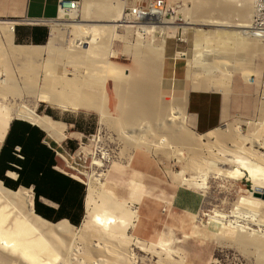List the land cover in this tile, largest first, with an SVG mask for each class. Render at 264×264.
<instances>
[{
	"label": "bare ground",
	"instance_id": "1",
	"mask_svg": "<svg viewBox=\"0 0 264 264\" xmlns=\"http://www.w3.org/2000/svg\"><path fill=\"white\" fill-rule=\"evenodd\" d=\"M220 1L221 5H223L222 1L224 0ZM220 1H205L208 7H212L211 10L206 8L208 12L205 9L206 15L201 19L188 17L189 19L185 23L186 26H182L183 30L191 29V26L215 27L212 32L205 30L206 28L192 27L196 32L204 33L202 34L204 38L203 36L202 38L204 43H206V47L220 39L218 34H223L221 39L232 41L233 44H238L244 48H249V46L252 48L258 47L262 40L254 37L248 30L252 20V13H250L246 5L248 6L249 4V8H251V2L254 1L242 0L241 4L242 6L245 5L246 9L241 8L236 19L230 16L234 12L232 7H230L233 10L231 12L226 9H218ZM227 1L225 0V2ZM127 6V0H86V7L83 8L84 19L77 21L75 20L76 14H71V20H65V15L61 12L57 20L48 24L51 26V34L44 45L15 44L13 41L14 25L0 22V65H5L3 62L8 63L11 59H15L17 65L19 62H25L26 65L33 63L30 67L24 65L25 67L20 68L19 72L26 77L23 81L24 86L21 88L16 77L12 76L10 79L7 77L8 73L6 74L0 70V110L5 113L0 121V139L2 140L8 133L14 120L27 122L41 129L57 143H61L66 139V124L57 121L48 114H40L38 112L40 103L59 107L65 111L69 108L94 111L99 114L103 122L109 121L118 124L120 128L118 129L119 131L121 130L120 133L122 135L131 131L133 134L129 136L128 141L134 148L152 149L153 144L151 142L146 143L148 141V134L146 135V133L150 132L151 121H154L158 127H167L172 134L174 133V140L180 142V144L181 142L186 143L188 147L192 148L194 152L190 154L187 167L189 171L193 172V175L195 173L200 175L201 178H205L210 168H212V171L218 168H215L217 163L226 164L236 160L230 159L231 157L228 159L227 155L225 156L227 153H231L232 158H237V160L241 156V159H239L241 160V168L237 167L227 170L218 168L217 172L235 179L246 178L247 181L252 182L253 188L251 192L249 191V196L239 199L236 205H244L257 216L258 212L264 211V159H259L261 161L258 164L254 163V160L251 164L244 162V160L248 159L250 151L249 148H245V145H242L246 144V141H243L244 137L241 136V138L235 134L234 129L232 130L233 127H223L213 132L216 137L215 140H218V144H220L219 146L217 145L218 154L222 152L220 156L214 153L213 149H209L208 146L206 151L209 153L207 156L200 153L201 150H204L202 149L204 148L202 141L192 136L184 127L187 94L177 97V99L174 98L176 99V104L173 107L169 104L171 101L167 103L160 96V86L163 83H160V78L157 80L156 76L163 73L161 70L164 61L166 62L169 55L168 42L163 40L158 45L146 44V46L138 48V56L140 58L145 56L148 62L143 58L140 60L141 64H145L141 65L144 68L143 73L138 75L137 79L135 78L129 82L124 83V76L122 77L123 67L112 59L106 61L108 57L116 58L118 55L117 51L113 49L112 43L116 40L123 41V38H125L117 33L120 28L131 29L136 27L132 24L138 25V31H135V35L139 38H142L143 32L148 35H154L156 32L164 33L169 31V35L173 36L174 32L180 28V25L176 24L175 21L164 20L165 17L151 18L153 17L151 13L148 15L147 21L138 20V23H135L125 16V8ZM212 13H216L217 16H213ZM62 27L70 35V42L65 47L57 46L63 34L61 32ZM197 36L201 37V35ZM194 41L196 45L193 48V52H196H194V58L189 59L187 62L190 65L192 64L193 69L194 65L197 68L201 65L204 68V72L207 73L203 72L205 74L204 77L207 79L198 82V85H195L193 89L229 88L233 72L228 69L227 71L224 70L225 67L223 69V66H219L216 61L202 62L201 58H204L203 55L208 50L207 48H199L203 40L200 41L196 38ZM256 41L259 43H256ZM262 43L264 44V42ZM254 44L257 45L254 46ZM259 50L257 51L260 52ZM41 60L44 62L43 69L40 67L43 64H40ZM35 61H39V67L38 63L34 64ZM83 68L85 70H82ZM18 69L17 67L15 71H18ZM11 70L13 69L11 68ZM201 71L200 73H202ZM33 73L34 75L36 74V78H34L36 81L33 80ZM200 73L196 74L194 72L193 76L196 80L197 76L199 78ZM217 73H219L218 77L216 76ZM39 75L41 79H38ZM3 76L7 77L6 80L1 79ZM156 80L157 82H155ZM208 80L211 83L208 84ZM110 83L113 84L111 90L113 95L119 100V109H122L123 117L114 118L111 113V97L108 87ZM5 89H8L6 91L12 96L10 97L12 101H9V94ZM21 89L29 97H33V106L24 102ZM19 100H21L20 103ZM145 121H150V124L149 122L148 125L146 124V133L144 136L137 137L143 132L142 126H145ZM163 129L158 131L160 132L161 130L163 133L165 131ZM239 139H243L242 141L240 140L242 144H239ZM256 141L259 142V140ZM161 142L165 145L168 144H166L167 138ZM177 142L175 144H178ZM256 143L253 142V144ZM211 147H213L212 144ZM251 148V153L252 150L256 153L257 150ZM187 150L189 151V149ZM247 151L249 152L247 153ZM234 152H245V155H238L237 153L236 155ZM244 156L245 159L243 158ZM254 156L252 155L256 160L257 155ZM95 165L99 168L104 167V163L101 160L95 161ZM102 176V172L91 176L85 196L86 216L80 228L74 226L68 219H62L55 223L45 219L35 211L33 201L28 202V195L32 193V188L20 186L17 190H12L0 179V264H137L132 247H145V245L129 233L133 226L132 223L136 220L135 211L129 205L127 199L118 193L120 191L119 186L111 184L113 187L108 189L106 181L102 180ZM11 177L16 178L17 175L14 173L11 174ZM215 212L216 215L212 217L214 220H217V217L228 219L235 215L234 210L232 211L233 216ZM249 223L260 226L261 223H264V214L259 215L258 219H249ZM228 224L229 227L237 232L235 240L237 243L242 245V247L254 245L261 253L262 257L260 258H264V239H260L258 236L255 237L256 230L254 231L252 228L250 230L242 225L232 226L233 222L231 220H228ZM175 254L167 250L165 260H180ZM159 256L160 259L158 260L161 263L163 260L161 259V252Z\"/></svg>",
	"mask_w": 264,
	"mask_h": 264
},
{
	"label": "rangeland",
	"instance_id": "2",
	"mask_svg": "<svg viewBox=\"0 0 264 264\" xmlns=\"http://www.w3.org/2000/svg\"><path fill=\"white\" fill-rule=\"evenodd\" d=\"M153 1L154 0H129L128 6L140 5L143 7H149ZM203 1L204 0H165L169 10L173 12L165 17L164 20H173L176 24L180 25V28L174 32L175 36L169 35V31H165L164 33L156 32L154 35H148L143 32L142 38H139L135 35V31H138V25L135 24L132 25L136 27L131 29H127L125 27L118 29L117 33L125 38H123V41H113L112 47L117 51L118 55L116 58L108 57L109 59L107 58L106 61L112 59L118 65L123 67L122 77L124 76V83L132 81L135 78L137 79L138 75L142 74L144 70L143 66H141L144 63L141 64L142 62L140 61L143 57L140 58L138 56V48L146 46V44H152V46L158 45L163 40H166L168 42L169 56L172 52L174 54V56L170 58H178L181 60V64H183L185 81L182 85L186 86L187 92L181 94L175 93L174 91H168V88L165 87L164 77L166 74L164 75L163 65V68L161 67V71L163 73L156 76L157 80L160 78L159 82L163 83L160 86V96L162 99L166 100L167 103L171 101L169 104L173 107L176 104L177 97L187 94L185 104L186 119L184 127L186 131L192 134V136L202 141L204 145V148L202 149L204 150H201L200 153L207 156L209 153L206 151L208 146L209 149H213L212 151L218 154L219 149L217 148V145L219 146L220 144H218V140H215L216 137L213 132L223 127H233L232 130L234 129L233 131L235 134L239 137H244V140L239 139V144L241 143L240 140H243L246 141V144H241L245 145V148H249L250 153L251 147L257 150L256 153L252 150L251 154L253 156L257 155L256 157L258 161L257 159H254L255 156L252 157V155L248 153L249 151H247L249 157L246 153L248 159L244 160V156V159L242 158V160H244V162H248V164L253 163L254 160V163L258 164V162L261 161L259 159H264V147H262L264 145V88L262 86L264 80V44L260 42L262 45L258 44V47L256 46L257 44H254L257 48H252L251 46H249V48H244L238 44H233V42L228 39L227 40L229 42L221 39L223 34H218L220 39L216 40L214 43L210 42L212 44L207 45L208 47H206V43H204L203 39L204 35H202L204 33L196 32L194 28H206L205 30L212 32L215 27L191 26V29L187 30H183L182 27L186 26L185 23L190 17L201 19L206 15V8L211 10L212 7H208L206 5L207 0H205L206 2ZM251 1L255 2V0ZM254 2H251L253 5L250 3L251 8H249V4L248 6L246 5L247 9H249L250 13H252V16L254 13V10L252 11V9H254ZM219 3L221 5V1ZM241 3L242 0H229L227 2L224 0L222 1L223 5H218V9H226L231 12L232 9L230 7H232L234 12L236 11L237 13L232 12L233 14L231 13L230 16L236 19L238 11L241 8L246 9L245 5L242 6ZM81 4V11L75 15V20L77 21L84 19L85 16V13L83 14V8L86 7V0H81ZM206 11L208 12L207 9ZM212 15L217 16L216 13H212ZM64 19L71 20V16H65ZM47 29L48 35L45 42L34 45L46 44L51 34V26L48 25ZM61 32L63 34L61 36L60 43L57 46L65 47L70 42V35H68L65 28L61 29ZM197 35H201V37ZM196 38L200 41L203 40L201 42L202 44L200 43L201 47L199 48H207L208 50L205 55H203L204 58H201L202 62L206 63L216 61L219 66H223V69L225 67L224 70L227 71L228 69L233 72L231 88L227 94L221 90H218L217 92H212L214 90H205L202 92L203 94L216 95L217 98L219 97V99H222L223 113L226 115L220 125L205 135H200L201 133L192 128L189 112V97L191 96L190 90H192L195 85L197 86L198 82H201L203 79H207L204 77V73L206 72H204V68L201 67V65L199 68L194 65L193 69L192 64L190 65V63L187 62L189 59L194 58L193 55H195L194 52L196 51L193 52V48L196 45V42L194 41ZM257 42L258 41H256V43ZM175 48L177 53H175ZM145 58L146 57L144 56L143 59ZM145 60L147 61V59ZM13 61H15V59H11V61L9 60L8 63L3 62L5 65L1 64L0 70L6 74L8 73L7 77L9 78L12 76L14 78L16 77L19 82V87L21 88L24 86L23 81L26 77L22 76L19 71L20 68L25 67L24 65H26V63L18 61L19 63L17 65V62ZM59 62L58 64L61 66ZM36 63L39 64V61H35L34 64ZM29 64L26 66L30 67L33 63ZM40 64L42 65L40 66ZM40 64L38 67L40 66L42 67L41 69H43L44 62L42 61ZM59 65L58 67H60ZM7 66L10 68L9 70ZM17 67L19 68L18 71H15L17 70ZM11 68L13 70H11ZM82 70L85 69L83 68ZM200 71L202 73H200ZM108 72H110V70H108ZM194 72H196V74L200 73V76H202H199V78L197 76L196 80L193 76ZM9 74L11 75L9 76ZM216 76L218 77L219 73H217ZM7 77L3 76L1 79L6 80ZM32 77L34 80V78H36V74L34 75L33 73ZM39 77L38 79H41L40 75ZM157 80L155 82H157ZM203 82L205 83V81ZM207 83L209 84L211 82L208 80ZM112 86V83L108 86L111 97V113L114 118L123 117V113H121L122 109H119V100L112 93ZM6 90L8 91V89H5V91ZM21 91L23 92L24 102L33 106V97H29L23 89H21ZM7 93L9 94V92ZM10 97L12 96L9 94L8 99L9 101H12ZM20 102L21 100H19V103ZM224 106H226V109ZM38 112L40 114H48L57 121H61L66 124L65 134L67 137L61 143L55 142L47 135V140L48 142L50 141L51 146L55 149V151L63 155L64 151H67L71 155L65 159L55 152L59 170L71 178L74 177V180L81 182L86 188V194L91 176L101 172L103 174L102 180L104 182L106 181L105 183L107 184L106 187L108 189L112 188V185L119 186L120 191L118 193L122 194L127 199L129 205L132 206L135 211L136 220L132 223L133 226L131 227L129 233L138 241L144 243L146 247H132L137 264H264V258H260L262 257L261 253L254 245L243 246L245 248L247 247L245 249L242 245L235 241L237 232L229 227L228 224V220H231L233 222L232 226L242 225L250 230L254 229V231L256 230L255 237L258 236L260 239H264V223H261L262 226H259L258 224L251 225L249 223V219H258V216L264 214V211L261 210L257 213V216H255L253 211L244 205H236L239 199L249 196V191L251 192L253 188L252 182L247 181L246 178L235 179L217 172L218 168L227 170L240 167L241 160L239 159H241V156L238 158L239 162L237 158H232L231 153H229V155L228 153L225 154V152H223L225 156L227 155L226 157L228 159L231 157L230 159H236L237 161L234 160L226 164H221V162L220 164L217 163L215 168H218L214 169L213 167L214 172L212 171V168H210L211 170L209 169L207 176L205 178H201L200 175H196L195 173L193 175V172L189 171L187 167L190 154L191 152H194L192 148H190V146L188 147L186 143L181 142L180 144V142L174 140V133L172 134L167 127H162L164 128L163 130H165L163 133L161 130L159 132L158 130L162 128L158 127L154 121H151L152 124H150V121H145V126H142L143 132L140 135H137V137L145 135V130L147 129L146 124L148 125L149 122L151 130L146 133V135L148 134V141L146 143L151 142L153 146L151 150H147L145 148L141 149L132 147L128 141L129 136L133 134L131 131H126L128 133L122 135L120 133L121 130L119 131L120 128L118 127V124L109 121L103 122L100 119L99 114L94 111L74 110L72 108L65 111L59 107L40 103ZM4 114L5 113L0 110V121L2 120ZM166 138V144L168 143L167 145L161 142ZM256 140H259L260 143ZM176 142L178 144H175ZM249 142H252V144ZM253 142H257L258 144H253ZM211 144L213 147H211ZM137 149L138 152L144 151L147 154H153L156 163L152 173L148 175H137L135 173H131L130 169H128V166L134 157V152H136ZM245 152L236 153L238 155H245ZM220 154L218 155L220 156ZM97 160H101L104 163V167L99 168L96 166L95 161ZM139 187H141V190L139 191L140 194H138ZM178 190L180 193L176 205H174L172 203V197ZM31 194L32 196H30ZM31 194L28 195V202L33 201L35 208L34 190H32ZM136 195H138V202L131 203L135 199ZM214 210L226 216H233L232 211L234 210L235 215L234 217H230L228 219H221V217H217V220H214L212 219V217L216 215ZM85 216L86 210L84 211L82 222L79 225L72 224L77 228H80ZM51 222L55 223L58 221ZM164 249L166 252L167 250H170L176 253V257H179L178 259L180 260H165L166 252ZM160 252L162 255L161 259H163L161 263L158 260L160 259ZM182 259L184 260L183 262Z\"/></svg>",
	"mask_w": 264,
	"mask_h": 264
},
{
	"label": "crops",
	"instance_id": "3",
	"mask_svg": "<svg viewBox=\"0 0 264 264\" xmlns=\"http://www.w3.org/2000/svg\"><path fill=\"white\" fill-rule=\"evenodd\" d=\"M127 3H129V0H127ZM58 16L59 0H0V22L11 23L14 25L13 41L15 44L44 43L48 35V25L43 22L56 20ZM175 53H177L176 48ZM172 56H174L173 52L170 53V56L168 55V58L164 64V75L166 74V76L164 77L165 87L168 88V91H174L175 93L183 94L187 92L186 86L182 85V83L185 81L183 64H181V60L178 58H170ZM231 84L227 89L222 87L218 89L201 88L190 90L191 96L189 97V112L192 123L191 125L192 128L196 129L199 133H201V135H205L215 129L223 122L224 117L226 116L223 113L222 99H219V97L217 98L216 95L214 96L203 94L202 92H204L205 90H214L212 92L221 90L225 94H227L230 91ZM224 107L226 109V106ZM14 121L24 122L21 120ZM13 122L5 137L2 140L0 139V178L5 179L13 187H17L19 185L18 179L20 176V172L25 175H27V173L38 175L34 181H40L41 170L35 169L34 172H32L31 170L33 159L36 156H32L29 154V161L26 163L24 162L27 155L23 152L21 144L18 142L20 133H22L24 129H22V127H20L21 125H19L13 129V132L11 134ZM43 133L45 134V136L42 140V144L46 145L54 153L55 164L54 166H52V169L59 173H63L58 168L59 165L57 158L55 157V149L51 146L50 141L48 142L47 134L45 132ZM23 136L25 139V137L27 138L29 134L23 133ZM38 151L39 148H36V152ZM133 156L134 157L130 162V165L128 166V169H130L131 173H135L137 175H148L152 173L156 163L152 153L147 154L144 151L138 152L137 150L136 152H134ZM39 164H41V162ZM42 166L46 167L47 165L42 164ZM14 173L17 175L16 178L11 177V174ZM25 175H23L21 183L23 185H30L27 188H32L34 190L35 186L33 184V180H27ZM140 190L141 187L138 188V194H140ZM179 193L180 191L178 190L172 197V203L174 205H176ZM40 202L45 206L43 212L52 219L48 220L59 221L62 219H68L69 221H71L68 217H66V215L65 217H60L61 213L58 212L60 209L59 203L44 196L40 197ZM135 202H138V195H136L135 199L131 203ZM65 211L63 208V213H65ZM84 211L85 205H83V209L81 210L79 209L78 205H75L74 210H70L69 213L74 219H76V221L81 223L84 217Z\"/></svg>",
	"mask_w": 264,
	"mask_h": 264
},
{
	"label": "trees",
	"instance_id": "4",
	"mask_svg": "<svg viewBox=\"0 0 264 264\" xmlns=\"http://www.w3.org/2000/svg\"><path fill=\"white\" fill-rule=\"evenodd\" d=\"M19 125H21L20 127L24 129L23 132L20 133L18 140V142L21 144L23 152L27 155L24 162L26 163L29 161L30 155L36 156L33 159L31 170L32 172H34L35 169L41 170L40 181H34L38 175L30 173L25 175L21 172L18 179L19 185L17 187H13L3 178L0 179L7 187L16 190L20 185H23L21 180L23 175H25L27 180H33V184L35 186V211L39 215L45 217L46 219L52 220L43 212L45 206L40 202V197L44 196L60 204V209L58 211L61 213L60 217H65L66 215V217H68L73 224L79 225L80 222L76 221V219L71 216L69 211H73L75 205H78L80 210L83 209L84 198L86 195L85 186L81 182L74 180L68 175L59 173L52 169V166L55 164L54 153L46 145L42 144L45 134L39 128L34 127L27 122L14 121L11 134L13 129ZM23 133H27L29 136L27 138L25 137L24 139ZM36 148H39L38 152H36ZM40 162L41 164H39ZM42 164L47 166L44 167ZM23 186L29 187L30 185L24 184ZM63 208L64 211L66 209L65 213H63Z\"/></svg>",
	"mask_w": 264,
	"mask_h": 264
},
{
	"label": "built area",
	"instance_id": "5",
	"mask_svg": "<svg viewBox=\"0 0 264 264\" xmlns=\"http://www.w3.org/2000/svg\"><path fill=\"white\" fill-rule=\"evenodd\" d=\"M82 4L81 1H66V0H59V16L61 12L64 13L65 16H70L71 14H78L81 10ZM139 7V8H138ZM173 11L169 10V7L165 0H154L149 7L143 6H127L125 8V16L129 19L138 23V20H145L147 21L148 15L151 13L153 17H167ZM57 18V19H58ZM56 19V20H57ZM53 21H45L43 23L49 24L54 22ZM254 37H257L264 42V0H255L254 4V13L252 16L251 24L248 29ZM264 68V67H263ZM264 88V80L262 83ZM56 154L66 159V157H70L71 155L64 151V155L55 151ZM74 178V177H73Z\"/></svg>",
	"mask_w": 264,
	"mask_h": 264
}]
</instances>
